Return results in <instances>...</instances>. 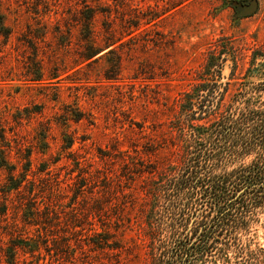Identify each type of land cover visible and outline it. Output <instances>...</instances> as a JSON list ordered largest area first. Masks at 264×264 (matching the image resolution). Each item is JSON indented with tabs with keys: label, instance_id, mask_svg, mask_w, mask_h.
Returning <instances> with one entry per match:
<instances>
[{
	"label": "rangeland",
	"instance_id": "obj_1",
	"mask_svg": "<svg viewBox=\"0 0 264 264\" xmlns=\"http://www.w3.org/2000/svg\"><path fill=\"white\" fill-rule=\"evenodd\" d=\"M262 55L264 0H0V264H150L184 96L215 78L228 102ZM239 242L201 264H264V209Z\"/></svg>",
	"mask_w": 264,
	"mask_h": 264
},
{
	"label": "trees",
	"instance_id": "obj_2",
	"mask_svg": "<svg viewBox=\"0 0 264 264\" xmlns=\"http://www.w3.org/2000/svg\"><path fill=\"white\" fill-rule=\"evenodd\" d=\"M93 17L87 9V27ZM99 51L89 49L82 57L89 59ZM261 58L254 67L262 71L255 75L261 78L245 81L226 103L225 89L207 87L217 84L215 78L184 96L178 116L180 159L145 191L150 198L144 219L153 252L150 264H201L231 246L242 252L239 241L250 216L264 209V55ZM248 72L247 78L254 76ZM75 114L79 120L80 111ZM62 139L63 148L70 149L72 139ZM0 166H6L1 149ZM13 169L9 166L4 191L20 186Z\"/></svg>",
	"mask_w": 264,
	"mask_h": 264
}]
</instances>
